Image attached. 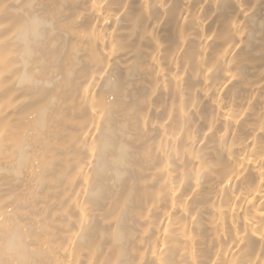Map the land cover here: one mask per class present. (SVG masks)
<instances>
[{
  "label": "bare ground",
  "instance_id": "6f19581e",
  "mask_svg": "<svg viewBox=\"0 0 264 264\" xmlns=\"http://www.w3.org/2000/svg\"><path fill=\"white\" fill-rule=\"evenodd\" d=\"M0 264H264V0H0Z\"/></svg>",
  "mask_w": 264,
  "mask_h": 264
}]
</instances>
